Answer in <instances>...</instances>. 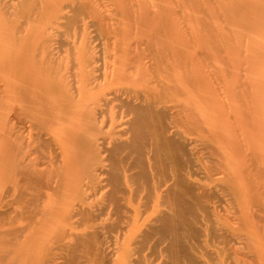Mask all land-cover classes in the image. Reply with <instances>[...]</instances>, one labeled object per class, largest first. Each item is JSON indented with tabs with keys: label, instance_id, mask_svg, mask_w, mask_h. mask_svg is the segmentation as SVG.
Segmentation results:
<instances>
[{
	"label": "bare ground",
	"instance_id": "1",
	"mask_svg": "<svg viewBox=\"0 0 264 264\" xmlns=\"http://www.w3.org/2000/svg\"><path fill=\"white\" fill-rule=\"evenodd\" d=\"M0 56V264H264V0H0Z\"/></svg>",
	"mask_w": 264,
	"mask_h": 264
},
{
	"label": "rangeland",
	"instance_id": "2",
	"mask_svg": "<svg viewBox=\"0 0 264 264\" xmlns=\"http://www.w3.org/2000/svg\"><path fill=\"white\" fill-rule=\"evenodd\" d=\"M3 56V55H1ZM1 56H0V59H1ZM9 59V58H8ZM2 60V59H1ZM0 60V61H1ZM11 60V59H10ZM3 61V60H2ZM9 60H6V63L8 62ZM13 62V61H12ZM11 61L8 62V64L12 63ZM2 64V62H1ZM0 64V67L2 68V65ZM7 64V65H8ZM10 64L9 66H4V67H7L6 70L3 71V69L0 68V197L3 198L1 200L0 198V208H2L3 210L4 209H7L9 208L8 207V204L7 203H12L11 201L14 199V202L10 205V209H13L12 207L13 204L15 205L16 203V196H15V193L13 194L12 191L14 192V187H13V190L11 189V186H15V184H11L9 187H8V183H11L13 181L14 183V179H15V175H14V170L15 169V166L13 167V165L11 164H14V160L16 161V158L18 156H22L23 154L19 151L21 150L19 147V150L17 149L18 147H15V144H19V142L17 141L18 139L16 138L17 137V134H19L18 132L21 131H24V134L28 135V130L29 129H26V127L28 128V126L30 125L31 122H33V120L31 119L30 115L28 112L24 113L25 115L23 116V114L20 116H17L19 113L18 109H19V105L18 104V101H17V96H16V90H15V87L17 82H15L14 79L16 75H13L12 71H14L15 69H13L12 67L15 66L13 65V63L11 64L12 66L10 67ZM11 68V70L9 71L8 68ZM15 68V67H14ZM12 73V74H11ZM14 74H15V71H14ZM14 76V78L12 77ZM2 87V88H1ZM16 91V92H15ZM3 95V96H2ZM25 111H27V109L24 107ZM29 115V116H27ZM20 117V118H18ZM22 117L24 119H22ZM27 117V118H26ZM19 120V121H18ZM21 120V122H20ZM25 122H24V121ZM29 120V122H28ZM23 121V123H22ZM19 122V123H18ZM26 123V124H25ZM36 123V122H35ZM24 124V125H23ZM18 125H19V128L22 126L21 129L18 128ZM18 129V131H17ZM20 130V131H19ZM21 131V132H22ZM20 135V134H19ZM18 135V136H19ZM21 136V135H20ZM24 137V136H23ZM16 138V139H15ZM21 137H19L20 139ZM27 138V137H26ZM14 140V141H13ZM16 141V142H15ZM25 141L27 142L28 139H25ZM25 141H24V147H26L27 144H25ZM14 142V145H12ZM11 143V144H10ZM12 146V147H11ZM19 146V145H17ZM28 147V146H27ZM25 148L24 151H26V149L28 148ZM32 147V146H31ZM15 151V152H14ZM22 151V150H21ZM34 155V153H33ZM16 163V162H15ZM16 165V164H15ZM13 167V168H11ZM13 175V176H12ZM11 179H13L11 181ZM11 182H9V180ZM8 183H7V182ZM12 191H11V190ZM4 190V191H3ZM7 190V191H6ZM6 191V192H5ZM10 192V193H9ZM2 193V195H1ZM7 193V194H6ZM12 193V194H11ZM10 194V195H9ZM5 196V197H4ZM10 198V199H8ZM7 199L8 202H5ZM12 199V200H11ZM10 200V202H9ZM5 203V204H3ZM3 205V206H2ZM12 206V207H11ZM1 211V209H0ZM9 218L12 217V216H8ZM7 217V218H8ZM13 220V219H12ZM16 219H14L15 221ZM5 221V222H4ZM4 221L2 219H0V225H2L1 229L2 228H7L9 227L10 225L8 224L7 220L4 219ZM9 221V220H8ZM16 222V221H15ZM4 223H6L7 225H5ZM9 223H12L11 221ZM14 224V222H13ZM16 225V224H15ZM5 226V227H4ZM14 226V225H13ZM12 237V236H11ZM8 238V237H7ZM9 239V238H8ZM11 238L9 239V243L8 241L6 243L9 244V246L11 248H13V243L10 242ZM13 241V240H11ZM1 242V241H0ZM5 242V241H4ZM15 243V242H14ZM3 245L5 243H2ZM2 244H0V246H3ZM8 244H5L7 245V248H8ZM9 247V248H10ZM2 248V247H1ZM4 248V247H3ZM6 248V246H5ZM10 248V251H14L13 249ZM12 253V252H11ZM10 254V253H9ZM13 254V253H12ZM10 256V255H9ZM11 257V256H10Z\"/></svg>",
	"mask_w": 264,
	"mask_h": 264
}]
</instances>
